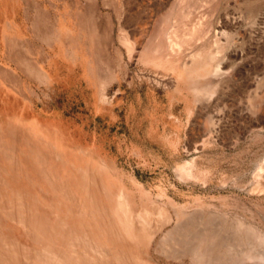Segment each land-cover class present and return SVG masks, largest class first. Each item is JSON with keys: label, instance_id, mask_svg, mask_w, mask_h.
I'll use <instances>...</instances> for the list:
<instances>
[{"label": "rangeland", "instance_id": "1", "mask_svg": "<svg viewBox=\"0 0 264 264\" xmlns=\"http://www.w3.org/2000/svg\"><path fill=\"white\" fill-rule=\"evenodd\" d=\"M67 262L264 264V0H0V264Z\"/></svg>", "mask_w": 264, "mask_h": 264}, {"label": "bare ground", "instance_id": "2", "mask_svg": "<svg viewBox=\"0 0 264 264\" xmlns=\"http://www.w3.org/2000/svg\"><path fill=\"white\" fill-rule=\"evenodd\" d=\"M198 1H200V0H198ZM202 1V0H201ZM205 1V0H204ZM206 2H207V0H206ZM201 3V2H200ZM193 24V23H192ZM200 25V24H199ZM198 25V26H199ZM197 26V27H198ZM202 27H203V25H202ZM191 29H192V26H191ZM202 29V28H201ZM198 31H199V29H197ZM201 31V30H200ZM199 31V32H200ZM194 36H196V35H194ZM175 37V36H174ZM190 38H191V36H190ZM190 41H191V39H190ZM189 41V42H190ZM193 41V40H192ZM191 41V42H192ZM190 42V43H191ZM177 45H179L178 43H177ZM187 45V44H186ZM188 46V45H187ZM174 47V46H173ZM184 47V46H183ZM215 49V48H214ZM178 51V50H177ZM214 53H215V51H214ZM218 55V54H217ZM214 56H213V54H211V55H209V58H213ZM209 225V224H208ZM194 228V230H192L191 232L192 233H190V234H188L189 233V228ZM175 235H174V237H181L180 239H182V238H185L186 237V241L187 242H185V244H179V243H176L175 244V242L173 243L172 242V246H165V249H164V252H166V253H168V254H170V255H180V254H182V255H186V254H192V256L195 258V259H198V258H200V256H202L201 254H200V252H199V250H200V246L202 245V244H204L203 242L204 241H202L203 240V238L204 239H209L208 240V242H207V248L206 249H208L209 250V252H214L218 247H220V246H223V244H224V238L220 235V233L217 231V230H214V229H212L211 227H209V226H202V228H198L197 226H196V224L195 225H190V226H188V225H182V226H179L176 230H175V233H174ZM210 237V238H209ZM174 239L175 241L177 240V239ZM72 242V241H71ZM168 242V241H167ZM70 243V242H69ZM73 243V242H72ZM74 244V243H73ZM169 244V243H168ZM227 244V243H226ZM206 245V244H205ZM204 245V246H205ZM70 246V245H69ZM80 246V245H79ZM83 246V245H82ZM159 246V245H158ZM68 247V246H67ZM84 247V246H83ZM82 247V248H83ZM225 247H227V246H225ZM202 248V247H201ZM104 249V248H103ZM83 250V249H82ZM106 251H107V249H106ZM201 251V250H200ZM204 251H206V250H204ZM208 252V251H207ZM249 254V253H248ZM109 255V254H108ZM161 255H163V254H161ZM246 256H247V254H246ZM67 257V256H66ZM206 257V256H205ZM204 257V258H205ZM71 258V257H70ZM193 258V259H194ZM178 259V258H177ZM194 259V260H195ZM72 260V259H71ZM207 259H205V261H206ZM68 261V260H67ZM201 261V260H200ZM202 261H204L203 259H202ZM208 261V260H207ZM70 262V261H69ZM72 262V261H71ZM196 262H198V261H196ZM66 263V262H65ZM206 263V262H205ZM67 264H68V262H67ZM69 264H71V263H69ZM73 264V263H72Z\"/></svg>", "mask_w": 264, "mask_h": 264}]
</instances>
